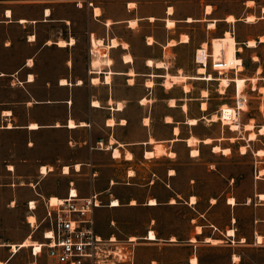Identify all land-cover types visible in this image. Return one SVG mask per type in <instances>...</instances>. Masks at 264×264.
<instances>
[{
	"label": "crops",
	"instance_id": "1",
	"mask_svg": "<svg viewBox=\"0 0 264 264\" xmlns=\"http://www.w3.org/2000/svg\"><path fill=\"white\" fill-rule=\"evenodd\" d=\"M199 1L204 4V10L191 15L186 14L185 21L191 23L204 20L207 22L206 25L209 24L208 21L215 23L214 27H206L207 31L216 28V23L222 20L229 25L228 31L231 33L234 24L238 20L244 21L248 15L239 17L238 12L227 11L223 14L224 16L206 19V16L213 12V4L210 0ZM241 1L245 4L248 3L249 5L246 6L251 8L256 0ZM110 3H115L117 9L111 11L106 6ZM207 6L210 7L209 11ZM263 7L260 9V15L249 14L255 15L257 19L259 16L264 19ZM95 9L99 10V14L96 13ZM176 10V5L172 0H0V137L20 133L26 135L25 144L20 148L11 147V152L0 162L4 163L7 172L15 171L16 165H33V168L26 174L16 172L14 176L19 179H34L39 174L42 178L45 176L52 178L56 175L69 181V186L66 185L61 189L49 192L48 197L56 194L59 198H65L69 189L72 188L76 190L78 196L87 197L90 195V190L84 189V182L88 183V176L91 174L99 178L103 167V163L99 162L103 157L112 161L123 158L126 165L129 166L117 176L129 180L135 172L129 162L133 160L136 154L141 160H150L163 154L172 157L175 155L173 147L184 142L187 158H196L201 154L200 149L198 150L196 146L201 145L202 149H208V160L200 163L201 166H205V173L216 172L221 179L225 180V187L218 193L210 195L203 206L198 204L199 194L194 191L199 182L197 177L189 176L187 187L184 190L173 189V184L178 186V179L174 178L176 173L173 169L169 170V185L164 183L173 194H170L169 200L165 202H158V196L163 192L162 187L156 189L154 194L149 193L151 189L149 187L147 191L138 192L124 200V188L117 186L113 176H108L107 185L104 188H99L98 192L95 193L100 195L107 189L115 188V192H109V196L114 198H110L104 206L112 209H119L122 206L132 208L142 206L146 210L154 212V216L149 214L148 217H141L140 223H137V226L131 230L122 228V232L126 236H135L141 239V241L136 242L134 247L133 264H193V258H195V264H206L205 258L201 257L202 253H200L204 246L229 247L231 248L228 257L229 264H241L242 255L235 250V247L253 245L264 249V198L261 197L264 195V153L261 156L256 154L259 149L264 152V146H257L253 150L251 146H253L255 139L247 140V130L245 137L232 136V131L241 132V123H238L239 128L237 130L232 129L230 125L221 123V126H228L231 130L226 136H209L208 134L192 132V128L201 119L206 122L218 121L219 119L211 120L212 116H218L219 108L227 104H221L215 110V114L209 112V100L212 97L211 91L207 87L199 88L197 96L188 97L191 92L188 80H203L205 82L219 80V78H214L211 72H206L207 69L204 74L205 76L210 75L211 78L184 75L186 78L184 81L181 83L174 82L169 87L165 85L166 76L179 75L181 69L176 74L154 72V70L168 69V61L164 60L168 47L176 48L190 43L187 32L175 30L177 23L184 19L175 17ZM229 15L235 18V22L226 21V16ZM143 21H161L166 30L165 41L157 42L156 36L151 32L140 34V25ZM168 21H172L173 24L168 26ZM99 25H101V29ZM117 25H124L144 38L141 50L132 47L133 44L129 39L114 33L113 28ZM183 36H187V39L183 40ZM92 39L100 40L101 44L97 45V48L99 51H104L101 53V58L105 61L98 69L91 65L92 60L97 55ZM82 40L84 45L81 52ZM113 40L115 41L114 45L111 42ZM210 40L211 38L206 34V40L200 41L197 46L201 43L209 45ZM60 41L64 43L60 44ZM155 43L162 48L161 56L143 54L146 53V48ZM240 43L246 45V42ZM238 48L240 47L238 46ZM237 52L236 55L238 56L239 53ZM255 57L257 58V56ZM149 60L152 61V64H149ZM157 62H161L162 66H156ZM165 63L166 67H164ZM108 74L109 81L106 82L105 78ZM140 76L146 77L143 83L145 89L133 92L130 87ZM87 77L89 82L85 83ZM96 78L98 79L97 82L93 80ZM226 78H228L226 85L222 86L218 82L217 87L214 88L220 95L219 98L225 95L230 86L235 91L233 80L230 77ZM63 79L65 82L61 81ZM157 79H162L160 84L168 89L177 83L182 84L183 87L181 96L169 95L167 98H160L167 102L166 107L163 108V123L165 127H168L169 132L160 137L150 133L145 134L144 128L147 127L148 129L149 122L148 117H144L141 121L142 125L139 127L141 132L139 134L141 135L126 139L115 136L114 132L124 130L128 125V111L132 101H138V106L141 109L148 110V104L149 108H152V104L156 100L153 96V87ZM150 82L151 85H149ZM86 86L89 87L88 90L84 89ZM231 98V104H233L234 94L231 95ZM170 100L173 101V105H171ZM193 100L197 101L199 110L195 109L191 113L193 116H188V111L191 110L189 107ZM94 101H97L98 105L94 104ZM177 101H184L179 104L185 117L184 121L173 119L172 112L177 107ZM118 103L122 104L121 108H118ZM205 112L206 114H204ZM195 115L200 116L196 118ZM166 118H169L168 121ZM190 119H195L196 123L190 124ZM109 120H112L113 123L110 124ZM70 121L74 122V126L68 125ZM182 123L189 126V134L180 137V124ZM31 124H36V126L32 128ZM246 124L248 123L242 124L243 128ZM103 132L108 134L107 138L105 135H101ZM239 138L251 142L242 144L246 148L243 153L240 151L242 145H239L240 154H246L247 148H250L255 159L254 188L252 181L251 188L242 200H238L234 192V175L225 174L221 170L223 163L217 161L218 155L229 157L232 154V145L238 142ZM207 139L210 142H206ZM99 141L100 145L97 144ZM158 143L163 146L165 152L162 154L154 153V155L146 157L144 154L147 151L154 152L155 145ZM163 143L167 149H170L169 151L165 150ZM215 146H219V150H215ZM2 147L0 145V148ZM114 147H117L120 152L118 157L113 156L112 149ZM225 148L228 149L226 153L223 152ZM192 150L197 151L195 155L191 154ZM169 152H172L173 155H168ZM127 153L131 154L130 158L126 157ZM42 166L46 167V173H41L40 168ZM65 166L68 167L67 173L63 171ZM130 168L133 173L128 172ZM261 171L263 172L260 173ZM97 178L93 179L94 186ZM75 182L77 186H75ZM152 182L154 183L153 180H151ZM12 184L18 187L22 186L21 183L17 182ZM37 184L38 182H31L33 187ZM2 185H8V183ZM31 196L29 194L27 197L30 198ZM221 197H223L222 200ZM151 198L156 201L153 205L148 202ZM179 198L183 199L197 213L189 220V234L180 241L177 240V230L168 233L161 230V226L158 224L159 215L157 214V211L161 210L159 209L161 206L171 207L177 204ZM229 198H233L234 202H230ZM113 199H117L119 205L111 204L109 206V202L112 203ZM31 200L33 199H28L26 205ZM132 200L135 201L134 204H131ZM33 201L36 205L37 200ZM220 201H222L223 207H226L228 214L225 222L217 224L212 220L211 210ZM14 203L15 201L10 199L8 206L13 207ZM96 208L93 209V219ZM243 217L248 220L250 227L247 232H244V228L239 225V220ZM200 219H204L206 222L198 221ZM35 220L33 224L28 223L27 220V223L21 222L19 231L14 230L15 228L9 220L5 218L0 220V264H53L45 252L35 256L31 252L30 245L20 246L26 240L36 243L44 240L43 232L45 230L40 229L41 220L39 221L36 215ZM110 221H113L114 225H111ZM95 224L94 219V229L102 236H107L114 231L115 221L113 219L109 220V225L112 227L111 231L96 228ZM230 229L233 231L232 234H228ZM148 232H153L155 239L145 240L144 237H147ZM249 235L252 238L250 242L247 241ZM257 237L261 239L259 240ZM13 245L16 247V251L12 249Z\"/></svg>",
	"mask_w": 264,
	"mask_h": 264
},
{
	"label": "rangeland",
	"instance_id": "2",
	"mask_svg": "<svg viewBox=\"0 0 264 264\" xmlns=\"http://www.w3.org/2000/svg\"><path fill=\"white\" fill-rule=\"evenodd\" d=\"M176 5V14L175 17L184 18L183 21L177 23L176 31L182 30L187 32L190 43L182 46H178L176 48L168 47L166 50L165 61H168L167 67L168 69H159L154 70L155 73L165 74L166 72L170 74H176L179 69H181L180 74L182 75H191V76H205L200 75L197 72L198 66L193 63L192 56L194 53V49L200 41L206 40V34H208L209 38L212 40L213 38L221 37L224 30L229 29V25L222 20L216 23V28L211 31L206 30V21H195L188 23L185 20L186 14H195L204 10V4H201L199 0H172ZM213 4V12L206 16V19L216 18L224 16L223 14L227 11L238 12L239 17H243L246 14L254 13L257 16L260 15V9L264 6V0H256L254 5L250 8L246 6L247 4L242 3L241 0H210ZM109 7L111 11L117 9V5L115 3H110L106 5ZM150 6V5H149ZM154 6V5H152ZM246 7V8H245ZM208 10V7H207ZM210 10V8H209ZM194 17V16H193ZM210 21H208L209 23ZM101 29V25H99ZM234 37L238 42L237 51L239 52L238 57L243 59L242 72L238 73V77L246 78L245 86L243 93L248 97V104L245 107V111L240 113V117L237 121L241 123L240 131H232V136L237 137H245L247 131L243 128V123H249L254 126V131L256 132V138L253 140V150L257 146H264V134L260 135L257 133L258 128L264 125V42H258L259 36L264 34V19L259 16L255 22L246 23L242 20H238L234 26ZM114 33L120 34L125 39H129L133 46L140 48L144 43V38L138 33L132 32V30L128 29L124 25H117L113 28ZM143 32H151L156 36L157 42H164L166 38V30L161 21H143L140 25V34ZM230 32V31H229ZM248 39L257 40V45L255 47H247L246 45L240 42H246ZM84 42L82 40L80 51L83 50ZM146 53L151 56H161V46L157 43L146 48ZM96 49H94L95 51ZM173 53H172V52ZM97 55H101L104 51L101 50L100 53L96 52ZM138 54V53H137ZM142 55V53H140ZM96 55V56H97ZM139 55V54H138ZM257 56V60L254 61L253 58ZM95 58V57H94ZM239 67V66H237ZM207 66L206 72H211L214 78H217V73L212 71L211 68ZM257 68H260V72L257 73ZM170 76V75H167ZM235 76V77H237ZM256 76L258 79L255 83H252L249 78ZM233 77L232 73H227L225 77L220 76V78ZM144 76H140L134 81V85L130 88L133 89V92L141 91L144 88ZM227 79V78H226ZM102 80V79H99ZM211 80L209 82H205L203 80H188L189 86L191 88V92L188 97H195L199 93V88L207 87L211 92L212 99L209 100V109L208 111L211 113H215V110L221 104L226 103L228 106L232 104L231 95L234 94L232 87L230 86L225 95L222 98H219L220 95L217 91L214 90L217 87L218 82L220 81ZM89 82V78L85 79V83ZM162 79L155 80V85L153 87V96L156 98L155 102L152 104V108H149V104L147 105L148 110L141 109L138 106V101H132L129 109V117H128V125L124 130H119L114 132L115 136H121L122 138H133L137 137V135H141L139 131V127H141L142 118L148 117L149 126L148 129L145 127V134L150 133L156 137L164 136L169 132L168 127L164 126V116L163 111L166 107V101L160 98H167L169 95L181 96L183 94L181 84H174L170 89L165 88L160 84ZM99 83V82H98ZM126 83V81H125ZM166 85V84H165ZM224 86V85H222ZM221 86V87H222ZM250 86H256L257 89L254 91L251 90ZM259 87H263V92L258 93ZM84 89L88 90L89 87H85ZM177 101V107L173 110V119L175 121L185 120L184 114L181 112L179 104L183 103ZM191 106L189 107L191 110L188 111V116H193L191 113L197 109L199 110V106L197 101L191 102ZM151 106V105H150ZM206 114V112L204 113ZM195 115L194 117L197 118ZM209 117V115H207ZM216 118V115H215ZM251 118V120H250ZM253 118V120H252ZM217 120V119H216ZM181 132L180 137L189 134V126L187 124H180ZM149 130V132H147ZM230 128L228 126H221L220 120L215 122H206L204 119L198 121V124L192 128V132H198L199 134H208L209 136H226L230 132ZM101 135H107L105 132L101 133ZM26 135L24 133H20L17 135H7L0 137V145L3 146L0 148V160L7 157L9 154L11 147L20 148L25 144ZM111 138V137H110ZM238 142H235L232 145V154L229 157L219 156L217 161L223 163L222 171L225 174H232L235 177L234 183V192L237 195L238 200H242L245 197L247 191L251 188L253 181L254 188V155H252L251 149L247 148L248 152L244 155H241L239 152V145L246 144L250 141H245L242 138H239ZM251 143V142H250ZM117 145V144H115ZM164 145V143H163ZM165 150L169 151L164 145ZM175 151L174 156H167L166 154L159 155L150 160H141L139 159V155H135L133 160L129 162L131 168L135 170L134 176L129 180L123 178L122 176H117L119 173H122L124 169H127L129 165H126L123 158L116 160H108L106 157H103L99 163H103V167L101 168L99 178L97 176H88V183L84 182V189L90 190V194L93 192H98L99 188H104L107 185L108 176H113V180L117 182L118 187L124 188V200L136 193H140L141 191H147L149 187H151L149 193H156V189L162 187L163 192L158 196V202H165L169 200L170 194H173L172 191L164 185V183L169 185L170 177L168 176L169 170L173 169L174 178L178 180V186L175 184L172 185L173 189H185L187 187L188 177L193 176L197 177L199 182L196 184L195 192L199 194L198 204H202V206L207 202V199L210 195H214L221 191L225 187V180L219 177L218 173H205V166H201L200 163L208 160V149L201 148V145H197L196 148L200 149V156L196 158H187L186 146L184 142H180L178 146L173 147ZM16 150V149H15ZM23 153V152H21ZM264 159V157H263ZM35 166V165H34ZM33 168V165L24 164V165H16V170L13 172H7V168L4 163L0 162V220L4 218L9 220L13 226L14 230L19 231L21 228V222L27 223V217L29 214H32L28 211L26 201L28 199L37 200L36 201V209L34 211L36 218L40 221L45 212V203H47V194L49 192L56 191L58 189L63 188L64 186H69V181L67 179H62L59 176H53L49 178L47 176L41 177L37 174V177L34 179L28 178H16L14 174L16 172H22L26 174L29 170ZM128 169L129 173H133V171ZM193 168V170H191ZM97 178L95 186L93 185V179ZM131 184H129L128 182ZM151 180L154 183H151ZM13 182L21 183L22 186L18 187L13 185ZM32 183L38 182V184L33 187ZM3 183H8V185H2ZM90 185V186H89ZM75 186L77 183L75 182ZM109 192H115V188H110L109 190H105L98 197L103 206L95 209V227H99L105 231H111L112 227L109 225V220L113 219L115 221V226L113 227V233L119 239H125L126 236L122 232V228L124 230H131L132 228L137 226V223H140L141 217H148L149 214L154 216L153 211L146 210L144 207H121V208H108L104 206L108 203L110 198H114L109 196ZM31 194L32 196L28 198ZM57 196L56 194H53ZM51 196V195H50ZM118 198V197H116ZM223 197H221L222 200ZM10 199L14 200V206L10 207L8 204L10 203ZM123 202V201H122ZM157 211L159 215L158 224L161 226V230L168 233L170 231L177 230V240L180 241L185 238L189 234L190 223L189 220L192 216L196 215V211L191 208L188 204H186L183 199L179 198L177 204L169 206H161ZM227 209L223 207L222 201L216 205L211 210L212 220L217 224H222L227 219ZM200 222L204 221V219L198 220ZM206 222V221H204ZM239 225L244 228V232L249 231L248 220L243 217L239 220ZM49 228V224L46 221L40 223V229L47 230ZM172 229V230H171ZM252 238L250 235L247 237V241L250 242ZM141 241L138 237H136L135 243ZM231 248L229 247H220V246H204L200 250L202 253L201 257H204L206 260V264H229V252ZM235 250L242 255L241 264H264V249L262 247H256L253 245H244L235 247ZM180 252V251H179ZM134 260V254H133Z\"/></svg>",
	"mask_w": 264,
	"mask_h": 264
},
{
	"label": "built area",
	"instance_id": "3",
	"mask_svg": "<svg viewBox=\"0 0 264 264\" xmlns=\"http://www.w3.org/2000/svg\"><path fill=\"white\" fill-rule=\"evenodd\" d=\"M231 34L234 35L233 29ZM240 59L243 65L242 58ZM193 61L197 66L202 65L205 70L209 66L217 73V79L223 75L226 77L229 72L233 77L242 72L235 65H226L222 53L214 55L211 41L209 45L206 43L203 46L201 43L194 49ZM233 77L230 79L233 80ZM234 90L233 104L228 106L234 115L231 121H237L240 113L244 111L243 105L248 104V97L243 89L239 91L235 84ZM222 114L223 109L220 107L218 118L222 124H226L222 120ZM97 144L100 145V141ZM71 190L56 203L51 204L50 198L45 203L41 222L46 221L49 228L43 232L44 240L37 244V248L31 246L32 254L36 256L45 252L53 264H133L135 240L130 239V236L121 240L114 233L102 236L94 229L93 209L101 206L99 194L93 192L87 197H80ZM27 208L35 216L36 205L28 201ZM110 224L114 225L113 221ZM147 238L148 235L144 237L145 240Z\"/></svg>",
	"mask_w": 264,
	"mask_h": 264
},
{
	"label": "bare ground",
	"instance_id": "4",
	"mask_svg": "<svg viewBox=\"0 0 264 264\" xmlns=\"http://www.w3.org/2000/svg\"><path fill=\"white\" fill-rule=\"evenodd\" d=\"M247 5H249L248 3H247ZM250 6H251V4H250ZM208 7V6H207ZM170 8V7H169ZM209 8L210 7H208V11H209ZM95 11H96V13H98L99 14V10L98 9H95ZM94 11V12H95ZM168 11H170L169 9H168ZM263 13H264V7H263ZM172 12V11H171ZM170 12V13H171ZM227 18H226V21H228V22H235V18L232 16V15H229V16H226ZM152 20V19H151ZM257 20V18H256V16L255 15H253V14H248L245 18H244V22H246V23H252V22H255ZM109 21V20H108ZM107 21V22H108ZM187 21H189V20H187ZM135 22V21H134ZM109 23V22H108ZM133 24V23H132ZM173 24V22L172 21H168V26H171ZM214 25H215V23H213L212 21H210L209 22V24H208V26H210V27H214ZM133 26V25H132ZM209 27V28H210ZM182 39L183 40H186L187 39V36H183L182 37ZM150 40V39H149ZM172 41V40H171ZM211 42H212V40H210ZM259 41H261V42H263L264 41V35H261L260 37H259ZM112 42V45H114L115 44V41L113 40V41H111ZM188 42V41H187ZM64 42L63 41H60V44H63ZM173 43V42H172ZM257 41L255 40V39H248L247 41H246V45L248 46V47H255L257 44ZM92 44H93V47H95V51L96 52H98V53H100L101 51H99V49L97 48V45H100L101 44V41L100 40H95V39H92ZM171 44V43H170ZM206 44V43H205ZM205 44H203V46H205ZM125 46V45H124ZM237 41H236V39H235V37L228 31V30H226L225 31V33L221 36V37H216V38H213V44H212V49H213V54L214 55H217L218 53H222L223 54V60L226 62V65H231V66H236V68L238 69V71H242V66H240V64H241V59H240V57H238L237 55H236V52H237ZM240 49V48H239ZM97 54V53H96ZM103 56V55H102ZM105 58V57H104ZM107 58V57H106ZM126 58H129V57H126ZM131 58V57H130ZM108 60V59H107ZM254 60H257V58L256 57H254ZM103 61H105V60H103L102 58H101V55H97L93 60H92V63H91V65H92V67L93 68H96V69H98V68H100V65L101 64H103L102 62ZM237 61H239V63H237ZM106 63V62H105ZM110 63V62H109ZM108 63V64H109ZM149 64H152V61H150L149 60ZM148 64V65H149ZM156 66H158V67H161L162 66V63L161 62H157L156 64H155ZM237 66H239V67H237ZM164 67H166V63H165V66ZM181 72V71H180ZM197 72L200 74V75H204V72H205V68L202 66V65H200V66H198V69H197ZM260 72V68H257V73H259ZM132 73V72H131ZM133 75V74H132ZM167 78H166V80H165V84H166V86L167 87H169V86H171L174 82L176 83V82H182V81H184L186 78H185V76L184 75H182V74H179V75H170V76H166ZM206 78H211V76L209 75V76H205ZM204 78V77H203ZM228 79V78H227ZM226 78H221V82H220V84L221 85H226L227 83H228V80H227ZM250 80H251V82L252 83H255L256 82V80L258 79V77H256V76H253V77H251V78H249ZM264 79V78H263ZM94 81H96L97 82V78L96 79H93ZM105 80H106V82L107 81H109V74L106 76V78H105ZM62 82H65V80L63 79V80H61ZM92 81V80H91ZM93 81V82H94ZM131 81V80H130ZM95 82V83H96ZM233 82L236 84V86H237V88H238V90L239 91H241L243 88H244V86H245V82H246V78H244V77H242V78H240V77H233ZM131 83V82H130ZM149 85H151V82L149 83ZM182 85V84H181ZM188 85V84H187ZM148 86V85H147ZM189 87V86H188ZM252 87V89L254 90V89H257L256 88V86H251ZM183 88V87H182ZM185 89H187V88H185ZM188 90V89H187ZM259 91L258 92H263V87H259V89H258ZM186 91V90H185ZM203 93V92H202ZM143 102L145 101V100H142ZM170 103H171V105H173V101L172 100H170ZM94 104H97L98 105V102L97 101H94ZM205 104V103H204ZM201 105H203V104H201ZM118 108H121L122 107V104L121 103H118ZM202 107H204V105L202 106ZM245 107H246V105H243V109H244V111H245ZM221 108L223 109V116H222V120L226 123V124H230V126H231V128L232 129H238L239 128V124H238V122H233V121H231V119H232V117H234V115H233V111H232V109H230L229 107H228V105H222L221 106ZM215 114V113H214ZM212 116V115H211ZM167 119V118H166ZM169 119V118H168ZM168 119H167V121H168ZM215 119H219L218 118V116L216 115V118H215V115H213L212 116V118H211V120H215ZM144 120H147V119H144ZM107 122H108V120H107ZM122 122V121H121ZM109 123L110 124H112L113 123V121L112 120H109ZM123 123H124V121H123ZM188 123V122H187ZM189 123L190 124H195L196 123V120L195 119H190L189 120ZM82 124V123H81ZM122 124V123H121ZM68 125H70V126H74V122L73 121H70L69 122V124ZM31 126H32V128H34L35 126H36V124H31ZM244 129L245 130H247L248 131V134H247V140H252V139H255V137H256V132L253 130L254 129V126L251 124V122H249L248 124H246L245 126H244ZM175 130V129H174ZM177 130V129H176ZM175 130V131H176ZM174 131V132H175ZM173 132V133H174ZM257 133H259V134H262V133H264V125L263 126H261V127H259L258 128V131H257ZM195 138V137H194ZM191 139V138H190ZM193 141V140H192ZM205 141V140H204ZM210 142L209 141V139H207L206 140V142ZM149 142V141H148ZM190 142H191V140H190ZM197 142V141H196ZM156 144V143H155ZM154 144V145H155ZM111 147V146H110ZM194 149V148H193ZM214 149L215 150H219V146H215L214 147ZM221 149V148H220ZM214 150V151H215ZM146 151V150H145ZM240 151L243 153V152H245L246 151V148H245V146L244 145H242L241 147H240ZM165 151H164V148H163V146L162 145H160V143H158L157 145H155V151L153 152V151H147L146 152V154H144V155H146V157H150V156H152V155H154V153L155 154H162V153H164ZM196 150H192V152H191V154L192 155H195L196 154ZM223 152H228V149H223ZM112 153H113V156L114 157H118L119 155H120V152H119V150H118V148L117 147H114L113 149H112ZM263 150H261V149H259V150H257L256 151V154L257 155H263ZM168 155H173V153L172 152H169V154ZM126 157L127 158H130L131 157V154H129V153H127L126 154ZM78 166V165H77ZM41 170V173H46V171H47V169H46V167L45 166H42L41 168H40ZM63 171H64V173H67L68 172V167L67 166H65L64 168H63ZM171 172V171H170ZM263 171H261L260 173H262ZM261 175V174H260ZM71 192L72 193H75L76 192V190L74 189V188H72V190H71ZM261 197L262 198H264V195H261ZM50 198V203L51 204H54V203H56L58 200H59V197H57V196H55V195H52V196H50L49 197ZM193 200V199H192ZM48 201V200H47ZM229 201L230 202H234V199L233 198H229ZM31 202H33V204H35V202L33 201V200H31ZM149 204L150 205H153V204H155L156 203V201H155V199H153V198H151L149 201ZM135 203V201L134 200H132L131 201V204H134ZM174 203V202H173ZM112 205H119V201L117 200V199H113L112 200V203H111ZM27 221H28V223H31V224H33L36 220H35V216L33 215V214H29L28 216H27ZM233 233V231L230 229V230H228V234H232ZM46 234L47 235H50V232L49 231H46ZM131 238L130 239H132V240H136V237L134 236H130ZM148 240H153V239H155V235H154V233L153 232H149V234H148V238H147ZM173 239V238H172ZM257 239H261L260 237H257ZM213 242H214V240H212ZM212 243V242H211ZM216 243V242H215ZM37 244L38 243H36V242H34V241H30V240H26V241H23L21 244H20V246H25V245H30V246H32V245H34L35 246V249L37 248ZM15 246L13 245L12 246V249L13 250H15ZM16 251V250H15ZM234 260V259H233ZM237 260V259H236ZM192 262H193V264H195V258H193L192 259Z\"/></svg>",
	"mask_w": 264,
	"mask_h": 264
},
{
	"label": "snow or ice",
	"instance_id": "5",
	"mask_svg": "<svg viewBox=\"0 0 264 264\" xmlns=\"http://www.w3.org/2000/svg\"><path fill=\"white\" fill-rule=\"evenodd\" d=\"M237 63H239V61H237Z\"/></svg>",
	"mask_w": 264,
	"mask_h": 264
}]
</instances>
